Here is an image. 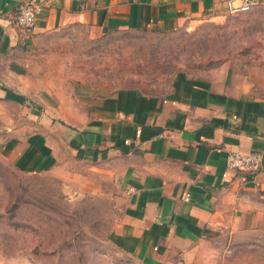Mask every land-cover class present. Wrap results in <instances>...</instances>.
<instances>
[{"label": "crops", "instance_id": "obj_1", "mask_svg": "<svg viewBox=\"0 0 264 264\" xmlns=\"http://www.w3.org/2000/svg\"><path fill=\"white\" fill-rule=\"evenodd\" d=\"M23 1L0 0V78L22 79L24 88H9L27 100L36 97L24 71L43 32L72 23L170 31L227 13L225 0H37L24 31L15 23ZM244 78L225 65L202 76L178 72L164 93L101 88L55 97L52 116L61 122L34 116L38 125L16 128L2 154L22 172L49 171L66 154L104 166L120 190L113 245L150 264H179L215 233L264 230V96ZM251 150L261 152L259 168L226 165L230 151Z\"/></svg>", "mask_w": 264, "mask_h": 264}, {"label": "rangeland", "instance_id": "obj_2", "mask_svg": "<svg viewBox=\"0 0 264 264\" xmlns=\"http://www.w3.org/2000/svg\"><path fill=\"white\" fill-rule=\"evenodd\" d=\"M225 65L264 96V0L249 12L201 17L170 31L100 32L72 23L36 37L24 71L36 100L0 96V264H150L109 238L120 190L104 166L66 154L49 171L22 172L2 145L16 128L38 125L33 117L43 112L61 122L52 116L55 97L101 88L164 93L178 72L202 76ZM0 82L24 88L22 79ZM179 264H264V230L215 233Z\"/></svg>", "mask_w": 264, "mask_h": 264}, {"label": "built area", "instance_id": "obj_3", "mask_svg": "<svg viewBox=\"0 0 264 264\" xmlns=\"http://www.w3.org/2000/svg\"><path fill=\"white\" fill-rule=\"evenodd\" d=\"M262 0H240L239 5L236 0H225V10L230 14L249 12L257 7ZM40 10V3L37 0H24L17 8L15 14L16 25L26 31L35 23L37 14ZM262 163L261 152L251 150L248 152L230 151L226 157V165L233 169L255 170ZM188 196V193H185Z\"/></svg>", "mask_w": 264, "mask_h": 264}, {"label": "trees", "instance_id": "obj_4", "mask_svg": "<svg viewBox=\"0 0 264 264\" xmlns=\"http://www.w3.org/2000/svg\"><path fill=\"white\" fill-rule=\"evenodd\" d=\"M2 88L5 90L4 97L7 99H12L18 102H25L27 100L26 96L20 93H17L13 91L11 88L2 86Z\"/></svg>", "mask_w": 264, "mask_h": 264}, {"label": "clouds", "instance_id": "obj_5", "mask_svg": "<svg viewBox=\"0 0 264 264\" xmlns=\"http://www.w3.org/2000/svg\"><path fill=\"white\" fill-rule=\"evenodd\" d=\"M239 3H240V0H236V4L239 5Z\"/></svg>", "mask_w": 264, "mask_h": 264}]
</instances>
